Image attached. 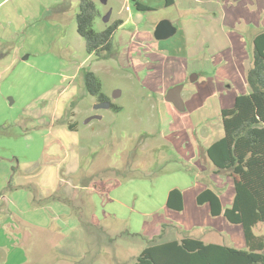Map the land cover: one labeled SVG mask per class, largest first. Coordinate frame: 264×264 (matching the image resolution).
<instances>
[{
  "label": "rangeland",
  "instance_id": "rangeland-1",
  "mask_svg": "<svg viewBox=\"0 0 264 264\" xmlns=\"http://www.w3.org/2000/svg\"><path fill=\"white\" fill-rule=\"evenodd\" d=\"M92 1L97 8L96 31L116 19L123 21L108 59L86 51L71 1L59 15L62 29L54 36L31 30L15 33L17 45L0 40V61L4 60L0 62V204L8 199L17 215L0 213V264H132L151 243L186 235L244 246L241 226L211 216L209 207L199 205L196 197L210 187L224 205H231L232 183L209 185H215L216 178L224 180L228 172H221L224 177L211 172L213 165L208 157L206 164V153L200 149L207 144L201 134L206 132L211 141L221 137L220 110L249 91L252 32L241 33L246 51L241 62L218 55L228 47L219 29L211 31L215 41L208 47H201L198 40L196 46L180 45L170 52L181 55L173 76L187 75L182 91L186 109L179 118L164 99L171 85L156 92L141 82L142 76L160 73L168 79L167 71L145 69L166 62L168 54L161 53V43L175 38L159 43L153 35L156 24L169 13L162 8L164 0H144L153 7L144 12L131 0ZM194 5L193 18L201 21L200 27H214L210 13L197 8L201 4ZM109 10L110 20L105 22ZM184 13L181 10L182 18ZM87 70L94 71L112 107L94 108L98 97L86 92ZM199 70V77L191 80ZM96 112L101 118L87 121ZM101 179L109 189L93 187ZM34 186L38 190L41 186L43 193L58 186L59 198L41 193L42 199L47 198L45 207L34 211ZM173 188L183 192L182 211L166 206ZM254 231L264 237V223Z\"/></svg>",
  "mask_w": 264,
  "mask_h": 264
},
{
  "label": "trees",
  "instance_id": "trees-1",
  "mask_svg": "<svg viewBox=\"0 0 264 264\" xmlns=\"http://www.w3.org/2000/svg\"><path fill=\"white\" fill-rule=\"evenodd\" d=\"M131 1L138 11L153 10L141 0ZM172 3L173 0H166L167 6ZM96 14L94 1L81 0L75 16L77 31L84 38L89 54H95L98 59H108L114 52L115 33L123 21L116 19L104 30L96 31L93 28ZM83 77L87 93L101 100L107 98L101 92V83L94 71H84ZM246 80L249 92L238 95L231 108L221 111L223 137L206 149L216 172L227 171L233 180L232 204L224 207L220 195L210 187L201 190L196 197L199 205L208 204L211 216H223L228 222L241 226L245 248L207 243L186 235L178 240L151 243L132 264H264V237L254 231L258 223H264V30L252 39L251 66ZM68 125L75 128L74 123ZM93 187L105 191L110 186L101 179ZM56 194L55 191L47 198L58 199ZM47 198L40 199L36 191L32 204L41 206ZM166 206L182 211L183 192L178 188L171 189Z\"/></svg>",
  "mask_w": 264,
  "mask_h": 264
},
{
  "label": "crops",
  "instance_id": "crops-1",
  "mask_svg": "<svg viewBox=\"0 0 264 264\" xmlns=\"http://www.w3.org/2000/svg\"><path fill=\"white\" fill-rule=\"evenodd\" d=\"M69 1H71L72 3V7H73L72 9H74V12H75L74 14L76 16L77 14L76 8H79V4L81 0H0V40L1 42L11 40L10 42L17 45L16 43L13 42V40L17 39V36L15 33L23 32V34H26L27 32L31 30L32 31L37 30L40 34H43L45 32H50L52 36H54L58 30L62 29V26L58 24L57 22L60 19L59 15L63 16L64 13L66 12V8L69 5ZM141 1L144 2L145 4H148L144 0H141ZM197 3L201 4V6H198L197 8H200L206 13L208 12L210 13L209 16H210L211 22L215 24V26L211 27V29H207V28L204 29V26L201 28L200 27L201 21H199V19L193 18V16L196 17L195 15H193L194 14L193 11L195 8L194 4L198 5ZM148 5L152 6L150 4ZM162 8H164V10L166 11H169V13L165 15L162 19H169L172 22V24L176 26L177 30L173 36L167 38V39H170L175 36L174 40H172V43H167V44H163V42L161 43L163 45V46H160L161 53L163 54L165 51H167V54H168L167 56H164L166 58V62L164 61L165 63L163 62V63H159L158 65L156 64L153 66H151L152 64L145 66V69L147 72H150L151 69L155 67L157 71H160L164 74L167 71L168 73V79H166V77L165 78L162 77L161 73L159 77L157 75H151V76L143 78L142 76L141 82H143L142 83L143 86L145 85L147 88L151 90H155L156 92L160 91V89L167 88L169 85L173 86L179 83H182L184 85V79L186 78L187 75H184L183 71H182L183 73L180 76L178 77L173 76V72H174L173 66L176 65L175 69L177 71V68H179L178 63H180L181 61L180 60L181 55L177 56L174 53L173 54L174 56H173L170 53L171 51H174L175 47H180V45L187 47L188 44L190 45V47L196 46L198 40L202 41L201 47H208L209 42L215 41V35H213L211 31L215 29L216 30L219 29L225 34L228 47L227 49L223 51H219L218 55L220 57L231 58L232 60L236 62H241L242 60L244 61V59H242L243 51L244 53L246 52L245 49L242 48L241 43H240V37L243 36L241 33L243 32L249 35L247 32L248 31L252 32V34H250L249 36L251 39H253V37L258 32L264 30V0H173V3L168 6L166 5V0H164V5ZM181 10L185 12L184 13L186 16L185 18H182L183 14H181ZM186 21L188 22V25H185ZM122 24L120 25V27L122 26ZM236 28L238 29V31H235ZM202 29L204 30V32L201 31ZM30 35L31 33L28 34L27 38ZM167 39H164V40H167ZM160 42L161 41H159V43ZM170 44H172L171 49L169 48ZM245 58H246L245 60H248L247 54H245ZM1 61H4V60H1ZM171 62L173 63L171 64ZM161 65L162 67L159 69L156 67V66H161ZM199 74H201L200 70H199V73L197 74V78L199 77ZM182 91H181V96H182ZM183 100H184V105L186 109L187 98H183ZM172 106H173L172 110L175 111L177 113L176 114L177 117L180 118L181 116L179 114L181 113L184 114V111L177 112L179 110L176 109V107L173 104ZM222 110L223 108L220 110V115H221ZM222 130H223V126H222ZM223 135H224V130L222 131L221 137H219L216 140L211 141L207 139V136H208L207 133L202 132L201 138L204 142H207V144L206 146L201 145L200 149L203 148L206 153V149L213 142L222 138ZM204 157L206 160V164H208V160L206 158L208 156L205 154ZM201 161H202V157H201ZM209 161L211 162L210 159ZM210 169L212 170L211 172L213 174H217V175L222 174L221 173L222 171L216 172L214 166L213 167L210 166ZM214 180L216 181L215 185L209 183L210 186H230L231 183L233 185V180L229 176V173L224 177V180L226 181H224L223 179L222 180L218 179V178ZM94 183L96 182H93L92 184ZM39 187L41 190H38V188L34 186V188L36 189L38 193V197L40 199L41 197H43V195L48 196L50 192H53V191L46 190L45 193H43L41 186ZM57 187H55L54 192L57 190L56 189ZM14 188H15L14 191H17L19 186H14ZM204 188H207V187H204ZM41 193L43 195H41ZM221 200L223 204L222 197H221ZM2 203L3 205L0 204V213L8 217L10 216L12 217L14 213V216L17 218L16 212L12 210L11 205L8 204V199L3 200ZM231 204H232V201H231ZM204 205L208 206V204H204ZM223 206L229 207L230 205L226 206L223 204ZM44 207H45L44 205L34 206L32 210L38 211L39 209H42ZM215 218H221V216H218ZM225 221L227 220L225 219ZM26 223L30 224L32 223V221L28 220L26 221ZM211 242L219 243V242L211 241V240L207 241V243H211ZM228 246H231V245H228ZM231 247H234V246H231ZM234 248L244 249L245 241H244V246L234 247Z\"/></svg>",
  "mask_w": 264,
  "mask_h": 264
},
{
  "label": "water",
  "instance_id": "water-1",
  "mask_svg": "<svg viewBox=\"0 0 264 264\" xmlns=\"http://www.w3.org/2000/svg\"><path fill=\"white\" fill-rule=\"evenodd\" d=\"M111 13L112 10H109L107 15L104 17L105 22H108L110 20ZM176 30H177L176 26H174L169 19H162L156 24L153 35L154 38L157 40H164L173 36L176 33ZM196 78L197 76L195 75L191 80H196ZM183 86L184 85L182 83L171 86L170 88H168L164 96L166 101L172 103L176 107V109H178L181 112L185 111L184 100L181 96V91L183 89ZM109 107H111L109 101L100 103L95 106V108H109ZM93 118H101V116L97 114L92 115L87 119V121Z\"/></svg>",
  "mask_w": 264,
  "mask_h": 264
},
{
  "label": "flooded vegetation",
  "instance_id": "flooded-vegetation-1",
  "mask_svg": "<svg viewBox=\"0 0 264 264\" xmlns=\"http://www.w3.org/2000/svg\"><path fill=\"white\" fill-rule=\"evenodd\" d=\"M105 97H106V96H105ZM106 101H109V98H108V97L105 98L104 100H101V99L98 97L97 102H96V104L94 105V108H95L96 105H98V104H100V103H103V102H106ZM110 104H111V107H112L113 104H112V103H110ZM95 109H100V108H95ZM95 114H99V112L94 113V115H95Z\"/></svg>",
  "mask_w": 264,
  "mask_h": 264
},
{
  "label": "built area",
  "instance_id": "built-area-1",
  "mask_svg": "<svg viewBox=\"0 0 264 264\" xmlns=\"http://www.w3.org/2000/svg\"><path fill=\"white\" fill-rule=\"evenodd\" d=\"M126 8H127L128 10H130V7H129V6H126Z\"/></svg>",
  "mask_w": 264,
  "mask_h": 264
}]
</instances>
